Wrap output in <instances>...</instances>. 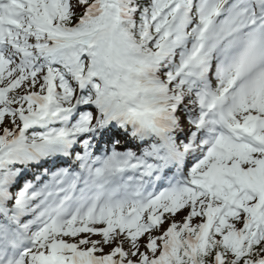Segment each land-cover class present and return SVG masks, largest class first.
<instances>
[{"label": "snow or ice", "instance_id": "6c2138e0", "mask_svg": "<svg viewBox=\"0 0 264 264\" xmlns=\"http://www.w3.org/2000/svg\"><path fill=\"white\" fill-rule=\"evenodd\" d=\"M0 264H264V0H0Z\"/></svg>", "mask_w": 264, "mask_h": 264}]
</instances>
